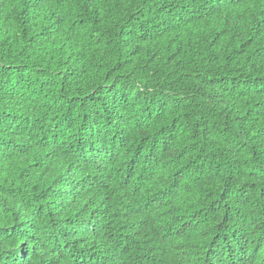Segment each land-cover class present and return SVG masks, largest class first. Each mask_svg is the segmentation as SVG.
<instances>
[{
  "label": "trees",
  "instance_id": "trees-1",
  "mask_svg": "<svg viewBox=\"0 0 264 264\" xmlns=\"http://www.w3.org/2000/svg\"><path fill=\"white\" fill-rule=\"evenodd\" d=\"M0 264H264V0H0Z\"/></svg>",
  "mask_w": 264,
  "mask_h": 264
}]
</instances>
